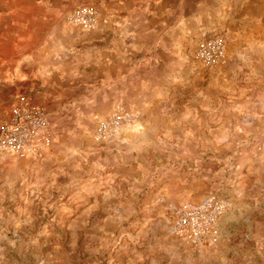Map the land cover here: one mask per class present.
<instances>
[{
    "label": "rangeland",
    "instance_id": "1",
    "mask_svg": "<svg viewBox=\"0 0 264 264\" xmlns=\"http://www.w3.org/2000/svg\"><path fill=\"white\" fill-rule=\"evenodd\" d=\"M62 2L0 0V136L46 119L0 141V264H264V0L176 5L147 74Z\"/></svg>",
    "mask_w": 264,
    "mask_h": 264
},
{
    "label": "crops",
    "instance_id": "2",
    "mask_svg": "<svg viewBox=\"0 0 264 264\" xmlns=\"http://www.w3.org/2000/svg\"><path fill=\"white\" fill-rule=\"evenodd\" d=\"M61 1L66 3L67 9L77 8L75 5L82 3V5L93 6L100 12L98 32L93 37L79 34L82 32L80 30L81 32L77 35L69 33L63 35L64 42L80 44L91 40L93 44L98 43L101 51L106 54L107 59L104 63H108V66L111 65V59L116 56L122 57L124 54L128 61L122 66H127L132 70L136 69L139 74H147L157 66L163 65V58L158 53L159 48H156V44L169 35L170 29L176 31V5L179 7L184 4H198L197 0ZM215 1H217L215 4L220 5L219 0ZM108 31L109 34H107ZM106 43L110 44L108 48L104 47ZM94 48L97 47L94 46ZM113 66L119 67L120 65L114 64ZM76 83L68 81L69 86Z\"/></svg>",
    "mask_w": 264,
    "mask_h": 264
},
{
    "label": "built area",
    "instance_id": "3",
    "mask_svg": "<svg viewBox=\"0 0 264 264\" xmlns=\"http://www.w3.org/2000/svg\"><path fill=\"white\" fill-rule=\"evenodd\" d=\"M207 50L206 56L211 59L214 55L221 52V47L214 42L209 48H207ZM37 115H24L22 117V125L15 127L14 130H3L0 136V141L14 144L20 151L31 150L33 148L34 135L46 125V119L43 114L38 112ZM120 127V119L112 118L109 121L101 122L99 124V132L102 135H112L119 131Z\"/></svg>",
    "mask_w": 264,
    "mask_h": 264
}]
</instances>
